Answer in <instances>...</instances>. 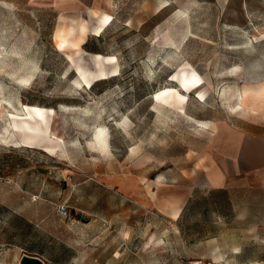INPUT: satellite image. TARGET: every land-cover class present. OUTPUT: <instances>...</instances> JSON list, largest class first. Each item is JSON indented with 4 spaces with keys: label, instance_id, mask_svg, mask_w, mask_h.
<instances>
[{
    "label": "rangeland",
    "instance_id": "1",
    "mask_svg": "<svg viewBox=\"0 0 264 264\" xmlns=\"http://www.w3.org/2000/svg\"><path fill=\"white\" fill-rule=\"evenodd\" d=\"M67 1L0 0V264L26 251L44 264H264L259 175L196 190L176 221L136 205L147 179L182 183L217 127L242 122L229 106L264 77V0H101L94 15ZM99 11L111 20L88 44L117 73L86 86L77 69L103 59L58 50L54 32L72 40ZM181 70L200 78L188 93ZM166 89L184 101L156 98ZM32 106L42 119H23ZM48 131L54 152L27 139Z\"/></svg>",
    "mask_w": 264,
    "mask_h": 264
},
{
    "label": "crops",
    "instance_id": "2",
    "mask_svg": "<svg viewBox=\"0 0 264 264\" xmlns=\"http://www.w3.org/2000/svg\"><path fill=\"white\" fill-rule=\"evenodd\" d=\"M104 1L106 6L107 0ZM67 2L80 4L86 7L88 12L94 8L103 10L101 0H68ZM89 33L94 36V39L100 37V34L94 35L91 31L87 32L79 46L90 54H101L100 51L90 48L88 43L93 38L88 36ZM260 81L264 84V77ZM260 106L259 111L245 108L233 112L238 113L234 115L242 121L241 123L217 127L218 132L212 138L211 154L203 162L205 166L195 170L193 176L182 174V183L177 185L162 184L158 180L147 179L143 186L139 187L138 194L142 201L141 203L135 201L136 205L153 214L158 213L176 221L183 215L196 190L226 189L230 186L229 181L236 178H239L237 180L241 182L249 183V178L253 174L259 175L258 178L264 188V99ZM26 254L33 257L40 256L35 252L26 251ZM37 258L46 260L43 257Z\"/></svg>",
    "mask_w": 264,
    "mask_h": 264
},
{
    "label": "bare ground",
    "instance_id": "3",
    "mask_svg": "<svg viewBox=\"0 0 264 264\" xmlns=\"http://www.w3.org/2000/svg\"><path fill=\"white\" fill-rule=\"evenodd\" d=\"M99 12H100V15L98 16L96 23H94L90 28L84 24L79 25L78 30H77V35L74 36L72 40L68 39V36L72 35V31L69 30L68 33H64L60 29L55 30L54 39L56 43L55 44L56 48L58 50H62V49L69 48V47H72L73 49L77 48L80 45V43L84 40L86 33L90 31L94 35H99L102 32L103 28L111 20V16L109 14L102 12V11H99ZM90 13L94 15L95 12L94 10H91ZM259 35L264 36V32L260 33ZM68 58H70V55ZM94 58L103 59V61H99L95 63L94 64L95 67L92 72H89L87 68L83 70L82 68L77 69L78 76L80 77L82 83L86 86H90L97 79H104L108 75H114L117 73L116 67H113L109 70H106L105 68L106 64L108 65L113 64L114 62L113 57H106V56H101L100 54H94ZM177 76H178L179 85L181 86V89L185 93H188L190 89L196 87L200 83V78L193 71L181 70L177 74ZM22 81H24V78L22 79ZM169 92H175V96L178 102L184 101L185 94L182 95L179 92H176V90L174 89H166L164 91H160L156 94V98L161 99L163 101H167L168 95L170 94ZM262 99H264V84H262L260 80L253 81V82H245L239 88H237V91L235 92V103L234 105L229 106V108L231 112H235L237 110L245 109V108L254 110V111H259L261 107L260 104L262 102ZM49 111L52 114L54 113L53 109H49ZM32 116L36 117L38 120L42 119L41 118L42 117L41 108L35 107V106L30 107V109L26 110L25 117L23 119L24 120L30 119ZM96 136H97L98 141L104 142V138L102 136V130H99ZM27 139L28 140L47 139L48 141H51L54 144L52 148L53 152L59 149L60 147L59 139L56 136H54V134L51 131H48L46 135H43V134L29 135Z\"/></svg>",
    "mask_w": 264,
    "mask_h": 264
},
{
    "label": "water",
    "instance_id": "4",
    "mask_svg": "<svg viewBox=\"0 0 264 264\" xmlns=\"http://www.w3.org/2000/svg\"><path fill=\"white\" fill-rule=\"evenodd\" d=\"M81 220L84 221V217H81ZM19 264H44V262L37 257L23 255L20 258Z\"/></svg>",
    "mask_w": 264,
    "mask_h": 264
},
{
    "label": "built area",
    "instance_id": "5",
    "mask_svg": "<svg viewBox=\"0 0 264 264\" xmlns=\"http://www.w3.org/2000/svg\"><path fill=\"white\" fill-rule=\"evenodd\" d=\"M58 212H59L60 214H65V213H66V209H65L63 206H59V207H58Z\"/></svg>",
    "mask_w": 264,
    "mask_h": 264
}]
</instances>
